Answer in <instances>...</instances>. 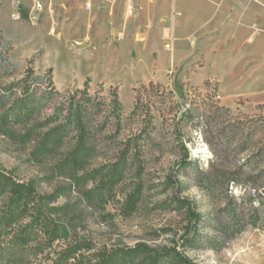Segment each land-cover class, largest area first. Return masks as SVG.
I'll list each match as a JSON object with an SVG mask.
<instances>
[{
	"label": "rangeland",
	"instance_id": "obj_1",
	"mask_svg": "<svg viewBox=\"0 0 264 264\" xmlns=\"http://www.w3.org/2000/svg\"><path fill=\"white\" fill-rule=\"evenodd\" d=\"M47 7L54 17L46 13L41 23L32 25L27 12L13 21L9 0H0V167L21 181H34L43 195L64 188L53 208L65 224L72 216L71 230L75 227L74 232L99 246L177 243L197 264H264V226L259 221L219 250L181 247L189 220L170 203L175 174L181 182V198L196 203L210 219L222 215L229 193L254 194L247 182L251 176L260 189L264 185V156L249 165L264 147V20L247 26L259 31L255 35L251 30L243 43L235 37L174 34V50L164 47L160 63L169 56L170 60L163 68L158 66L159 53L149 61L138 48L122 46L128 37L109 35L106 40L112 46L95 48L84 41L82 31L68 34L62 28L68 19L61 20L55 7ZM245 8L264 13V1L256 5L247 0ZM54 24L55 35L50 33ZM175 53L179 56L174 61ZM30 69L33 75L28 78ZM24 85L29 86L35 112L26 121H8L24 95ZM86 89L95 100L92 104H100L97 112L91 111L94 123H106L93 138L98 155L91 167L114 160L127 140L140 147L143 200L129 217L122 216L119 208L130 182L138 181L134 168L116 188V199L105 210H95L82 201V190L92 183H81L78 191L58 171L62 155L75 144L73 133L56 157L41 152L40 138L55 126L49 119ZM115 95L120 102L116 112L112 110ZM183 162L186 168H180ZM234 176L241 178V187L231 183ZM244 200L253 204L256 198ZM202 230L211 233L209 226Z\"/></svg>",
	"mask_w": 264,
	"mask_h": 264
},
{
	"label": "trees",
	"instance_id": "obj_2",
	"mask_svg": "<svg viewBox=\"0 0 264 264\" xmlns=\"http://www.w3.org/2000/svg\"><path fill=\"white\" fill-rule=\"evenodd\" d=\"M31 75L33 69L29 70L28 78ZM26 85L23 86L24 95L18 101L17 110L8 116V121L19 123L32 118L35 108L29 86ZM76 94L80 95L79 99L74 96L49 119L55 126L40 138L41 152L45 156L56 157L65 140L73 133L75 144L62 155L58 171L61 176L69 177L73 181V188L78 191H81V183H92L91 188L82 190V201L95 210H105L106 205L116 199V188L125 182L128 172L134 168L138 181L130 182L119 208L122 216L129 217L143 200L144 183L140 177L144 166L140 147L127 140L117 151L114 160L92 168L91 163L98 155L93 138L104 129L106 123H94L91 114L97 112L95 107L100 104H92L95 100L87 89ZM119 107L120 102L115 95L112 110L116 112ZM92 110L95 112L91 113ZM263 156L264 147L254 153L249 165L258 164ZM187 165L183 162L180 168ZM262 173L264 175V169ZM171 180L176 186L170 200L171 207L174 211H184L189 220L180 237L181 247L201 246L219 250L248 225L256 226L259 221L260 226H264V185L260 189L253 176L247 182L254 189V194L247 193L240 197L229 193L226 205L221 208L222 215L211 219L204 217L196 203L181 198V182L177 174ZM231 181L234 186L241 187L240 177L234 176ZM64 193V188H58L49 195H43L34 181H21L12 172L0 167V264H197L180 250L177 243L154 245L150 241H140L133 246H99L92 238L74 232L75 227L71 230L72 216L68 219L69 224H65L59 211L53 208L52 205ZM246 197L256 200L249 204L244 200ZM208 226L211 233L202 230ZM166 231L160 230L162 233Z\"/></svg>",
	"mask_w": 264,
	"mask_h": 264
},
{
	"label": "crops",
	"instance_id": "obj_3",
	"mask_svg": "<svg viewBox=\"0 0 264 264\" xmlns=\"http://www.w3.org/2000/svg\"><path fill=\"white\" fill-rule=\"evenodd\" d=\"M246 1L44 0L47 6L56 8L61 20L68 19V24L62 25L68 34L82 31L84 41H90L95 48L112 46L113 42L106 40L109 35L128 37L121 42L122 46L138 48L149 61L153 53H159L158 66L163 68L170 60L169 56L163 65L160 63L165 51L163 38L170 33L185 35V38L193 33L235 37L237 43H243L251 31L247 26L255 20H264V13L258 9L245 8ZM178 56L177 53L173 55L174 61Z\"/></svg>",
	"mask_w": 264,
	"mask_h": 264
},
{
	"label": "built area",
	"instance_id": "obj_4",
	"mask_svg": "<svg viewBox=\"0 0 264 264\" xmlns=\"http://www.w3.org/2000/svg\"><path fill=\"white\" fill-rule=\"evenodd\" d=\"M264 0H251V3L256 5H262ZM11 7V19L13 21H20L25 12H27V18L32 25H38L41 23L46 13H49L54 17L51 9H48L44 0H9ZM129 12L133 11L131 6L128 7ZM174 16L176 13L173 14ZM253 34L258 33V29L252 27ZM50 33L55 35L57 33V29L55 24L50 29ZM176 37L174 33H170L166 36V42L164 47L167 51H173L175 48ZM194 44V41H191Z\"/></svg>",
	"mask_w": 264,
	"mask_h": 264
},
{
	"label": "bare ground",
	"instance_id": "obj_5",
	"mask_svg": "<svg viewBox=\"0 0 264 264\" xmlns=\"http://www.w3.org/2000/svg\"><path fill=\"white\" fill-rule=\"evenodd\" d=\"M51 11L53 12V14H54V11L51 9Z\"/></svg>",
	"mask_w": 264,
	"mask_h": 264
}]
</instances>
